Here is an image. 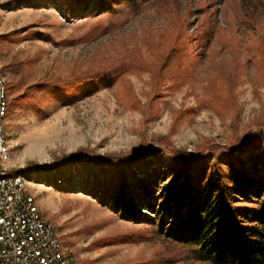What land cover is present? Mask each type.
Instances as JSON below:
<instances>
[{"label": "rangeland", "instance_id": "374dc122", "mask_svg": "<svg viewBox=\"0 0 264 264\" xmlns=\"http://www.w3.org/2000/svg\"><path fill=\"white\" fill-rule=\"evenodd\" d=\"M0 67L6 165L75 264H211L110 209L96 190L118 170L91 157L161 140L193 152L264 127V0H0ZM153 156L137 176L162 173L165 152Z\"/></svg>", "mask_w": 264, "mask_h": 264}, {"label": "trees", "instance_id": "16d2710c", "mask_svg": "<svg viewBox=\"0 0 264 264\" xmlns=\"http://www.w3.org/2000/svg\"><path fill=\"white\" fill-rule=\"evenodd\" d=\"M124 3L136 5L138 0ZM259 140L261 150L251 154L250 165L242 154L257 147ZM160 143L162 148L147 151L92 155L91 160L113 164L109 169L116 167L119 173L98 185L101 200L125 220L156 225L159 233L199 260L264 264V127L225 145L207 139L193 152L172 142ZM160 151L167 156L162 173L156 178L149 172L146 178L137 176L136 165L150 155L156 158ZM84 157L80 150L43 168Z\"/></svg>", "mask_w": 264, "mask_h": 264}, {"label": "built area", "instance_id": "2783aa9c", "mask_svg": "<svg viewBox=\"0 0 264 264\" xmlns=\"http://www.w3.org/2000/svg\"><path fill=\"white\" fill-rule=\"evenodd\" d=\"M0 90V121H2ZM0 170H6L0 167ZM51 230L21 193V180L0 182V264H71L64 261Z\"/></svg>", "mask_w": 264, "mask_h": 264}, {"label": "bare ground", "instance_id": "6f19581e", "mask_svg": "<svg viewBox=\"0 0 264 264\" xmlns=\"http://www.w3.org/2000/svg\"><path fill=\"white\" fill-rule=\"evenodd\" d=\"M0 90L3 91L2 101H4V107L2 109V121H0V167L6 169V170H0V182L12 181V179L15 178L21 180V193H23V198H28V200H30L31 206L34 207L36 216H38L39 220H41V222H44L46 226L49 227V229H54L51 230V240L56 242V251H61V254L64 255L65 262H71V264H75L73 256L63 249L58 227L43 216V214L40 212L39 207L35 202V198L26 190L25 176L20 171L12 170L11 168H8L6 165L7 160L10 159L9 138L5 129V122L8 115L9 104H10L9 102L10 95L6 81L1 73V67H0Z\"/></svg>", "mask_w": 264, "mask_h": 264}]
</instances>
